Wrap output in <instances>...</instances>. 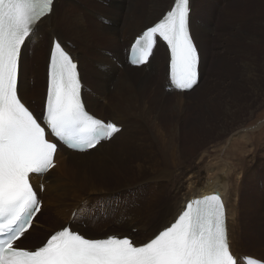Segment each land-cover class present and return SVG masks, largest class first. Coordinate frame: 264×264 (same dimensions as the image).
Instances as JSON below:
<instances>
[{"label": "rangeland", "instance_id": "374dc122", "mask_svg": "<svg viewBox=\"0 0 264 264\" xmlns=\"http://www.w3.org/2000/svg\"><path fill=\"white\" fill-rule=\"evenodd\" d=\"M191 1L190 15L193 14L194 21L196 23V32L199 34V19L206 23L208 22L210 25L215 24L216 26L215 29L212 28V34L208 32V34L211 35V39L208 43H206L207 51L204 50V59L202 53L200 54L202 64L200 70L202 74L201 86L193 93H188L189 95H186L183 100L184 105L187 108V116H184L185 118L181 117V113L174 108L176 103L179 102V99L169 97L165 102L156 99V102L164 110L167 116V120L165 121V140H168L164 141L161 139V147L159 148V151L147 153L152 160V167H147V170L151 172L149 177L150 179L142 182L140 180V176L135 177L134 182H136V185L132 187H124V193L128 195H125V197L121 200H117V191H108V194L101 196L96 195L92 200H85L84 197H82V192L77 189L79 177L77 179L76 176H71L70 182L67 183V187L64 189L60 187L59 190L53 191V196L48 197L46 192H44L43 212L39 218H37V223L35 224L33 232L26 235L18 242L20 246L28 248L40 246L44 241H46L51 232L64 226L69 221L75 223L76 225H80L82 231L85 233L95 230L96 233H93V238H99L110 231H124L137 236H151L155 234L161 225L164 227L169 222L173 221L171 219V210L175 207V205H177V198L179 197V192H177V190L180 188L181 183H186L184 179L189 176L188 172H194L195 176L192 181L193 183H190L191 185L189 184L192 187L191 188L189 186V189L191 188V194L193 196L196 194L194 191L195 187L197 188L202 186V182L207 185L209 178L211 179L212 177H216V173H220V171H222L223 165H221V170L218 169L219 171L210 170L211 168L209 166L212 165L211 167L213 168L214 166H218L217 160L219 158L218 154L220 149L223 148L222 146L227 145V140L231 139L232 134L240 129L241 131L244 130V133H246L245 131H250L252 135V142L246 140L245 138L239 139V135L237 134L234 139L232 138L235 141H231L232 144L230 145L232 147L230 146L228 150L229 152H234V149L239 147L238 151H241V153L236 154L232 152L229 153L227 151L225 156L231 165L232 174L241 173L242 175L243 173H246L245 183L247 184V187H245L246 190L240 204L241 208L239 207L238 211L243 214L245 205L251 210V213L249 214L252 217L248 219L249 221L245 220L246 223L243 218L239 220L236 215L233 219H230L229 221L231 222L232 227L231 236L234 241L239 244V247H237L236 250L237 254H235L236 257H238V263L241 262L239 259V255H242L241 251L264 258V248H260L261 246H264V186L262 187V183L264 181V1L258 2L257 0H240L237 2V0H208L209 4L206 6L199 0L197 15L194 11L193 0ZM85 3L84 8L85 6H88L89 8L96 7L94 6L95 3L93 0L91 3L86 1ZM121 7H123V4ZM170 7L171 5H169V8ZM210 7H212V12L209 10ZM65 10L67 13L69 12L70 16L68 17H71L70 19L72 20L77 19L74 17H77L79 14V10L75 6L67 4L60 5L57 18H63L59 22L61 23V29L64 31V40L74 42L67 43L69 46H73L72 48L75 51H80L82 60L85 57L82 62L83 70H80L83 74V80H85V78H90L94 84L93 85L88 79L90 85L97 88L101 93H104L103 86H101L103 83L100 80L99 72L90 64V60L97 58L95 55L96 50L99 49L105 51L106 49L108 50V48H104V46L114 48V44L107 43L102 37L95 33V39L93 38L94 42L90 45L91 49L85 51L83 49L84 46H86L83 40L85 37L82 38L76 36L75 30H69V24L64 23L65 14L62 13H64ZM99 12L103 13L104 11ZM86 13L87 18H96L94 12ZM211 13L213 14V18H209ZM103 14H106V12ZM106 15L115 18L110 14ZM101 18L103 19L102 16L99 17V19ZM115 19H120V17ZM145 20L147 21L148 18L145 17L144 19L139 20L141 23L140 29L149 24L147 22H142ZM219 23L220 25L218 26ZM80 25L83 30L86 28L91 29L90 24L86 22L83 24L81 23ZM68 33L72 35L67 36ZM54 34L56 35L57 40L61 42V34L60 36L56 33ZM73 35L77 38H70ZM217 39L219 42V45L217 46L221 47V49L215 51V43L217 44ZM32 43H36V41L33 42V37ZM120 44L125 50V53H127L126 40H121ZM115 47L117 48V46ZM225 49L228 51L226 54H224ZM207 52H209V54ZM23 53L24 55L21 56L22 63L20 67L19 81L22 85L23 80V83L26 86V96L32 99L31 103L33 105H31L26 99L25 100L29 104L30 109L34 110V114H37L44 109L45 104V74L49 57V45L44 42L40 48L34 49L32 44L28 43L23 48ZM216 54L218 56H216ZM208 56L209 60H212L213 66L210 65L208 67L206 62V58ZM162 58L164 59V66H166L164 51L159 50L158 61ZM156 64H158V62ZM142 68L145 72L150 70V68L148 69V65L143 66ZM163 71L164 74L161 73L159 79H157L155 83L152 79L153 84H155L156 87L159 86V88L157 87V91H159V93L161 91V86H163L164 78L166 77V70ZM94 72L98 75L97 80H95L96 74ZM132 77L133 79L135 78L136 80L141 81L143 75L132 74ZM86 88L91 90L90 86H86ZM21 95L24 96L22 92ZM95 97L97 98V96ZM93 100L95 101V98H93ZM107 101L108 100H101L100 102L101 104L104 102V105H108ZM98 105L95 107L96 110L98 109L99 111ZM178 122L181 127L179 133H177ZM239 141L243 143L239 145ZM114 142L115 143L112 146V149H114L115 152L120 147L122 139L117 138ZM176 144L178 145L177 150L179 152L174 148ZM160 149L166 153L165 157L161 156L162 151ZM136 154L141 155L143 159L146 156L145 153L140 150H137ZM235 154L238 157H236ZM83 158H86V156ZM87 158L90 159L86 160L85 164H83V162L80 163L82 166L84 165L87 167L86 169L93 167L92 164L95 161L98 160L97 162H99L100 160L98 153L89 154L87 155ZM215 161H217V163ZM241 162H244L245 164H240ZM130 165H134L136 167L138 162H131ZM63 168L64 167H61V170L58 168V170H60V173L67 174L68 171L66 168ZM108 168L113 169L115 175L122 178V173L119 170H114L111 165H108ZM238 168L242 170H239ZM247 168H249L248 172L246 171ZM111 169L109 170L111 171ZM123 172L124 174H127L126 170ZM207 176L210 177L208 178ZM199 178H201V180ZM51 180V177L48 178L49 183H51ZM189 182L190 181H188L187 184ZM112 183V177H107L106 188H112L110 186ZM259 184L260 187H258ZM34 185L38 189V187L42 184ZM144 185L145 189L142 191V193L144 192V196L140 197L142 193L138 196L134 195V193L141 190ZM145 190H147V192ZM57 194H60L61 197H56L55 195ZM236 199H238V196ZM236 199L233 198L232 201L235 206L237 205ZM95 203H98L99 206L95 207V209L89 207ZM124 206L136 211V213L132 212L129 214L128 212H124ZM82 207H86L84 213H88L90 216H96V214H98V216H100V214L101 216L105 215L104 217H106V221L101 222L99 219V222H93L92 219L87 220V217L86 219H83L82 216L76 218V214H78ZM104 209H106V214ZM83 216L85 217V215ZM235 217L238 220H236ZM117 218H120L121 221H117ZM124 221H128L125 223L127 226L123 225ZM108 227L109 229H107ZM236 229L240 232L239 234L241 236L237 234L238 232ZM252 234L258 235L253 237V241L255 243L248 239Z\"/></svg>", "mask_w": 264, "mask_h": 264}, {"label": "snow or ice", "instance_id": "6c2138e0", "mask_svg": "<svg viewBox=\"0 0 264 264\" xmlns=\"http://www.w3.org/2000/svg\"><path fill=\"white\" fill-rule=\"evenodd\" d=\"M53 5L54 0H0V264H237L219 193L187 201L173 221L142 242L127 235L88 237L64 226L40 246L17 243L41 212L38 191L43 185L34 188L30 175L55 166L58 144L53 141L85 150L120 131L117 123L86 110L77 64L57 39L52 41L44 109L34 114L19 94L22 48ZM189 17L190 0H173L162 18L135 39L130 62L146 64L160 39L170 49L172 85L191 89L198 82L199 54Z\"/></svg>", "mask_w": 264, "mask_h": 264}, {"label": "bare ground", "instance_id": "6f19581e", "mask_svg": "<svg viewBox=\"0 0 264 264\" xmlns=\"http://www.w3.org/2000/svg\"><path fill=\"white\" fill-rule=\"evenodd\" d=\"M85 1L90 2V3L92 2V0H85ZM85 1H81V0H55L54 5H53V12L49 16L44 18L43 22L38 26L36 32L28 39V41L23 46V48L28 43L32 44L34 49L40 48L44 44V42L49 45V57H48L47 65H46L45 89H44V97L46 99L49 61H50V56H51V52H52V46L51 45H52L53 39H57L56 35L54 33L58 34L59 36L61 34V36H60L61 37V43L63 42L62 46L73 57V60L77 64V69L80 73V80H81V84H82V95H83V98H84V101L86 104V109H88L89 111L95 113L96 115H98L102 118L112 120L113 123H117V126L120 128V131L115 133L112 136V138H110L109 141H107V140L101 141V143L99 145H97L96 147L90 149L89 151H85V152H80V153L73 152V151L59 145L57 152H56V156L54 158L56 165L53 168H51L48 171V173H46L45 175H42V176L34 175V174L30 175V181L33 183L34 187H35L34 184H37V185L42 184L43 186H45L44 191H42V192L39 191V195H40L41 199L43 200V202H44V192H46L48 197L53 196L52 195L53 191L59 190L60 187L62 189L67 187V183L70 182L71 176H76L77 179L79 177L77 189L82 192V197H84L85 200H92L95 198L96 195L101 196L104 194H108L109 193L108 191H117L118 192L117 200L118 199L121 200L125 197V195H128V194L124 193L123 188L124 187H132V186L136 185V182H134L135 177L140 176L141 177L140 180L142 182L149 180L151 172L147 170V167L148 166L152 167V164H151L152 160H151L150 156L147 155V153H154V152L159 151V148L161 147V139L164 141L168 140V139L165 140V137H166V123H165V121L167 120L166 119L167 116H166L164 110L156 102V99H158L162 102L167 101V99L169 97H175V98L179 99V102L176 103L174 108L179 113H181V117H184V116H187L186 115L187 108L184 105L183 100L185 99L186 95H189L188 93H190V94L193 93L197 88H199L201 86V78H200L199 84L196 85L191 91L182 92V91H177L174 88H171L170 83H169V78H168L169 53H168V50H166L163 47V45L160 41L157 44V46L155 48V52L151 56L150 61L147 64L142 65L141 67H131L127 64L128 54L125 53V50L123 49V47L120 44L121 40H126L127 50H128V47L131 46V44L139 36V34L142 33L146 29V27L150 26L154 21H156L159 17H161L163 15V13L167 11V9H169V5L173 4V0H93V2L95 3L94 6H96L95 8H89L88 6H85V8H84V5L86 4ZM193 3H194V0H193ZM61 4H67V5L75 6L78 8L79 14L77 17L76 16L74 17V18H77L75 20H72V19H70L71 17L70 18L68 17V16H70V14H69V12L67 13L66 10H65V12L62 11V12H64L62 14H65L64 23L69 24L68 29L69 30L74 29L75 35L78 37H82V38L85 37V38H83V40L86 44V46H84V48H83L85 51H88L91 49L90 45L94 42L95 33H97L100 37H102L107 43H113L114 44V48H112V47L109 48V47L104 46V48H108V50L107 49L105 51L99 50V49L96 50L95 55L97 56V58H95L94 60H90V64L95 69H97V71L99 72L100 80L103 83V85H101V86H103L104 93H101L97 88L90 85V82L93 84V81L90 78H88L90 82L88 81L87 78H85V80H83V74L80 70H83L82 69V64H83L82 62H83L85 57L83 56L84 58L82 60V55H81L80 51L77 50L79 52L78 53L77 51H75L72 48L73 46L68 45L67 42H72V41H67V40L65 41L64 40L65 39L64 31L61 29V23L59 22L63 18L62 17H61V19L57 18L58 10H59V7ZM122 4H123V7H121ZM99 11H102V12L104 11L103 13L106 12V14H110L111 16H113L115 18L120 17V19L112 18L106 14L99 12ZM86 12H89V13L94 12L96 15V18L95 19H93V18L91 19L89 17L87 18ZM72 16H74V15H72ZM100 16H102L103 19L102 18L99 19ZM104 17H106V18H104ZM145 17H147L148 20L147 21L145 20L142 22H147L149 24L147 26H144L142 29H140L141 23L139 22V20H142ZM85 22L90 24L91 29H89V28H86L84 30L82 29V26L80 24L81 23L83 24ZM62 23H63V21H62ZM190 24H191L192 38H194L195 42H197L198 36H197V32H196V23L194 21L193 14L190 15ZM126 26H127V28H126ZM71 35L69 33L67 34V36H71ZM75 35H73L70 38L76 39L77 37ZM62 36H64V37H62ZM32 37H33V42L36 41L35 44L32 43ZM84 42H83V44H84ZM72 43H74V42H72ZM115 46H117V48ZM118 46H119V48H118ZM198 46L199 45H197V49L200 53ZM50 47H51V50H50ZM127 50H126V52H127ZM159 50L164 51V56L166 57V66H164V59L163 58L160 61H158V51ZM78 54H80V55H78ZM22 55H24L23 49H22ZM156 61L158 62V64H156L157 63ZM21 63H22V61H21ZM146 65H148V69L150 68L149 71L147 70L148 72H145V70H143V68H142L143 66H146ZM201 65L202 64L200 61V70H201ZM164 68H166V69H164ZM163 70H166V72H165L166 77L164 78L163 86H161V89H160L162 92L160 91V93H159V91H157V87L159 88V86L156 87V85L153 84V80L155 83V81L157 79H159L160 74L161 73L164 74ZM132 74H136V75L141 74V75H143V78L141 79V81H138L135 78L133 79ZM97 76L98 75L96 74L95 80H97ZM86 86H90L91 90H88L86 88ZM25 88H26V86L23 83V80H22V85H21V82L19 81V83H18L19 94L21 95V92H22V94L24 95V96H22V95L21 96H22V99L26 102V106H29L27 101L31 105H33L31 103L32 99L30 97L26 96ZM95 96H97V98ZM93 98H95V101L97 102V104L93 100ZM91 99H92V101H91ZM101 100L102 101L108 100L107 101L108 105H104V102H102V104H101V102H100ZM96 105H98L99 111H98V109L96 110V107H95ZM44 106H45V104H44ZM174 112H176V111H174ZM179 122H181V121H179ZM177 130H178L177 133H179L181 130L180 123L178 124ZM245 130H247V129H245ZM243 131H241L239 129L237 132L232 134L231 137L234 139L236 137V135L238 134L239 139L245 138L246 140L251 141L252 135H251L250 131H245L246 133H244ZM117 138L122 139V143L120 144V147L114 152V149H112V146L115 143L114 140H116ZM232 138L228 139L226 142L227 145L222 146L223 148L220 149V152L218 154L219 158L217 160L218 166H214V168H213V167H211L212 165L211 166H209L210 164L208 165L211 168L210 170H214V171L220 169L222 167L221 165H223L222 171H220V173H216V175H215L216 177H214V178L212 177L210 179L209 178L210 176L209 177L207 176L209 178V179L207 178L209 181L208 182L206 181L207 185H205V183H203L201 181L202 186H199L197 188L194 186L195 187L194 191L196 192V194L193 196L191 194V188L192 187L190 186L191 185L190 183H193L192 181H193V178L195 176H194V172H191V173H190V171L188 172L189 176L184 179L186 181V183H184V184L181 183L180 188L177 190V192H179V197L177 198L178 200L176 199L177 205H175V207L171 210V212H172V214H171L172 218L171 219L174 220V218L180 214V212L183 210L187 201H189L191 199L202 197L204 195H211L214 193H219L223 202H224V206L226 209V216H227V222H228L227 235H228L230 250H231L233 256L237 259V263H238V257H236L235 254H237L236 250H237V247H239L238 246L239 244H238V242H235L231 236L232 227H231V222L229 220L233 219L234 216L236 215V217H238L239 220H241L243 218L244 222H245V220L250 219L252 216L249 214V213H251V210L248 209L247 206H245V205H244L245 209L242 208L243 214H241L238 211V208L239 207L241 208L240 204H241L243 194L246 190L245 187H247V184L245 183L246 173H243L242 175H241V173L232 174L233 172L231 173V171H232L231 165L229 164L228 159L225 156L227 151L229 152L228 148L231 146L230 144H232L231 143V141L233 140ZM173 139H175V138H173ZM239 139H236V140H239ZM233 141H235V140H233ZM238 143L240 145L243 142L239 141ZM170 144H171V142H170ZM176 145L174 146V148L177 150L178 145L177 146ZM216 149H219V148H216ZM137 150H140L143 153H145L146 156L144 159L141 157V155L136 154ZM179 150H180V147H179ZM238 150H239V147L234 149V152L230 151L229 153H231V152L236 153V154L241 153V151H238ZM94 153L99 154L100 160H99V162H97L98 160L95 161L92 164L93 167L86 169L87 167H85L84 165L82 166L80 163L83 162V164H85L86 160L90 159V158H87V155L94 154ZM165 154L166 153H164V151L161 152L162 157H165ZM85 156H86V158H83ZM236 157H238V156L236 155ZM216 158H217V156H216ZM216 158H214V159H216ZM77 159L82 160V161H78ZM232 159H234V158H232ZM217 161H215V162L217 163ZM131 162H138V165H136V167L134 165L131 166L130 165ZM242 163H244V162H241L240 164H242ZM108 165H111L114 168V170L115 169L119 170L122 173V178L115 175V173L113 172V169L108 168ZM61 167L66 168V170L68 171L67 174L60 173ZM58 168H60V170H58ZM109 169H111V171ZM238 169L242 170L240 168H238ZM248 169L249 168H247V170H246L247 172H248ZM124 170L127 171V174H124V172H123ZM210 170H209V172H210ZM236 176H238V177H236ZM50 177L52 179L51 183H49V181H48V178H50ZM107 177H112L113 183L110 184V186L112 188H106ZM199 179L201 180V178H199ZM237 179H240V180H237ZM162 180H164V179H162ZM188 181H190V182L187 184ZM194 183H196V182H194ZM189 186L191 187L190 189H189ZM263 186H264V181L262 183V187ZM258 187H260V184ZM144 189H145V185L141 190L136 191L134 193V195H136V196L140 195ZM145 191L147 192V190H145ZM55 196L58 198L61 197L60 194H57ZM143 196H144V192L142 193V195L140 197H143ZM237 196H238V199H236ZM173 197H174V195H173ZM173 197H172V199H173ZM233 198H235L237 200L236 206L232 203ZM98 206H99V204L95 203L94 205H91L89 207H92L95 209V207H98ZM260 207H261V205H260ZM94 209H92V210H94ZM72 210H71V212H72ZM85 210H86V207H82L80 209V211L78 212V214H76V218H79L80 216H82L83 219H86V217H87V220L92 219L93 222H95V221L99 222V219L101 220V222L106 221V217H104L105 215L101 216V214H100V216H98V214H96V216H92V215L90 216L88 213H84ZM123 211L128 212L129 214L132 212L136 213V211H134V210H132L126 206L123 207ZM42 212H43V208H42L41 212L38 213V215L35 217V219L33 221V227L31 229H29V231L25 234V236L30 234L31 232H33V230L35 228V224L37 223L36 220H37V218H39V216L41 215ZM71 212H70V214H71ZM104 212L106 214V209H104ZM154 212H156V211H154ZM74 215H75V213H74ZM83 215H85V217ZM238 219L236 218V220H238ZM116 220L119 222L121 221L120 218H117ZM168 220H169V218H168ZM127 222L128 221H124L123 225H125V223H127ZM64 226H71L74 231H80L81 234H84L88 237H93L91 234L83 232L80 225H76L75 223H72L71 221L67 222ZM64 226H62V227H64ZM125 226H127V225H125ZM145 226H146V223H145ZM62 227L57 228L53 232L60 230ZM160 227L158 228V230L160 229ZM144 228H147V227H144ZM152 228H154V227H152ZM155 229H157V228H155ZM151 230H153V229H151ZM53 232H51V233H53ZM237 232H238V230H237ZM239 233L240 232H238L237 234H239ZM114 234L119 235V236L127 235L130 238H132L134 240V242L146 241L147 239L151 238L154 235L153 234L151 236L150 235H138L137 236L135 234H130V233L124 232V231H119V232L110 231L107 234L100 236L99 238H104L108 235H114ZM255 236H258V235L252 234L250 236V238H248V239L251 240L253 243H255L253 241V237H255ZM260 248H264V246H261ZM241 253H242V255H239V259L241 262H239L238 264H247V262H246L247 258H255V259L264 261V258H260V257L254 256V255L242 252V251H241Z\"/></svg>", "mask_w": 264, "mask_h": 264}, {"label": "crops", "instance_id": "0c3cea01", "mask_svg": "<svg viewBox=\"0 0 264 264\" xmlns=\"http://www.w3.org/2000/svg\"><path fill=\"white\" fill-rule=\"evenodd\" d=\"M239 1L240 0H237V2H239ZM257 1L258 2H261V1H264V0H257ZM200 2L203 3L206 6H208V4H209V1L208 0H200ZM198 9H199V0H195L194 1V11H195L196 15L198 13ZM209 10H210V12H212V7H210ZM209 18H213V14L212 13L210 14ZM199 22H200V25H199V27H200L199 34L197 32V36H198V41L199 42L197 41V43L195 42V44H196V46H197V44L199 45L198 47H199V50L201 51L200 54L202 53L203 59H204V50H206V45H207L206 43H208L210 41V39H211V35H209L208 32L212 34V28L215 29V26L216 25L215 24L214 25H210L208 22L206 23V22H204L201 19H199ZM219 25H220V23L218 24V26ZM215 45H216L215 51L221 49V47L217 46V45H219L218 39H217V44L215 43ZM201 46H202V48H201ZM227 52H228L227 49H225L224 54H226ZM207 53L209 54V52H207ZM219 55H221V54H219ZM216 56H218V55L216 54ZM206 62H207L208 67L210 65L213 66L212 60H209V56L206 58Z\"/></svg>", "mask_w": 264, "mask_h": 264}, {"label": "trees", "instance_id": "16d2710c", "mask_svg": "<svg viewBox=\"0 0 264 264\" xmlns=\"http://www.w3.org/2000/svg\"><path fill=\"white\" fill-rule=\"evenodd\" d=\"M107 229H109V227ZM93 233H96V231L95 230H91V232H89V234H91L92 236H93Z\"/></svg>", "mask_w": 264, "mask_h": 264}]
</instances>
